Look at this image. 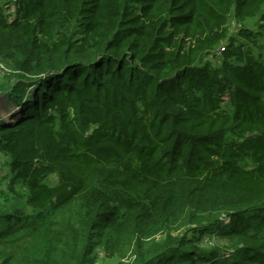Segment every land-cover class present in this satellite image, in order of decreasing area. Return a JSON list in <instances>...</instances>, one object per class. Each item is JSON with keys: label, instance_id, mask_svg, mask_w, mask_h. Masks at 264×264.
I'll return each mask as SVG.
<instances>
[{"label": "trees", "instance_id": "trees-1", "mask_svg": "<svg viewBox=\"0 0 264 264\" xmlns=\"http://www.w3.org/2000/svg\"><path fill=\"white\" fill-rule=\"evenodd\" d=\"M15 5L0 264H264V0Z\"/></svg>", "mask_w": 264, "mask_h": 264}, {"label": "rangeland", "instance_id": "rangeland-1", "mask_svg": "<svg viewBox=\"0 0 264 264\" xmlns=\"http://www.w3.org/2000/svg\"><path fill=\"white\" fill-rule=\"evenodd\" d=\"M261 42L264 44V38L261 39ZM2 101H0V104ZM17 109V108H15ZM13 110L11 109L9 110H2L0 109V116L2 117V121L3 122H13L16 121V119H18L19 117L22 116L20 109H18L17 112L13 113ZM9 112L10 115L6 118L4 116L5 113ZM7 170L4 169V173H6ZM216 238L215 236L213 237V239ZM121 263V259L119 257H107L104 254H101L100 257L98 258V262L96 264H120Z\"/></svg>", "mask_w": 264, "mask_h": 264}, {"label": "built area", "instance_id": "built-area-1", "mask_svg": "<svg viewBox=\"0 0 264 264\" xmlns=\"http://www.w3.org/2000/svg\"><path fill=\"white\" fill-rule=\"evenodd\" d=\"M10 2V7H9V13H10V18H13V15L16 11V5H15V1L16 0H6ZM225 49V46H221L220 47V51H223ZM8 72V68L6 67V65L1 61L0 59V73L5 74ZM0 172H1V167H0ZM227 222L229 221V219L226 220Z\"/></svg>", "mask_w": 264, "mask_h": 264}, {"label": "bare ground", "instance_id": "bare-ground-1", "mask_svg": "<svg viewBox=\"0 0 264 264\" xmlns=\"http://www.w3.org/2000/svg\"><path fill=\"white\" fill-rule=\"evenodd\" d=\"M17 111H18V109H14L12 112L15 113V112H17ZM9 115H10L9 112H7V113L4 114V116H5L6 118H7Z\"/></svg>", "mask_w": 264, "mask_h": 264}]
</instances>
